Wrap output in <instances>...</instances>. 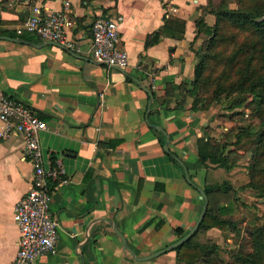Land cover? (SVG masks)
I'll return each instance as SVG.
<instances>
[{"label":"crops","instance_id":"0c3cea01","mask_svg":"<svg viewBox=\"0 0 264 264\" xmlns=\"http://www.w3.org/2000/svg\"><path fill=\"white\" fill-rule=\"evenodd\" d=\"M206 3L0 0V90L47 122L40 145L47 168L59 171L52 199L57 250L33 264H185L174 249L144 260L131 252L146 256L192 228L204 203L199 188L227 182L232 191L220 199L223 204L234 193L237 199L240 192L250 196L243 187L249 180L244 151H238L242 155L230 169L198 157V139L219 140L231 124L222 116L225 100L192 108L191 81L203 39L196 20L202 17L206 26L215 22L214 13L204 10ZM35 6L43 13L66 11L69 32L79 38L81 50L17 33ZM104 13L123 16L119 32L129 55L126 68L108 67L90 56L91 21ZM164 15L184 21L182 35L164 34L146 46L147 35L164 23ZM154 125L163 128L170 153L183 165L163 149L159 139L166 136ZM22 147L19 133L0 139V264H11L16 253L14 205L31 186L33 169ZM221 234L210 227L204 236L216 240Z\"/></svg>","mask_w":264,"mask_h":264},{"label":"trees","instance_id":"16d2710c","mask_svg":"<svg viewBox=\"0 0 264 264\" xmlns=\"http://www.w3.org/2000/svg\"><path fill=\"white\" fill-rule=\"evenodd\" d=\"M235 1L237 6L230 7L226 0H219L217 4L214 0H207L204 10L214 13V24L206 26L202 17L196 20L198 32H203L204 44L196 51L191 81L195 92L192 108H206L231 94L235 97L229 100V106L240 107L251 96L256 104L252 106L250 116L258 121L237 124L233 133L223 134L219 140L200 137L198 157L199 161L209 159L230 169L242 155L238 151H244L249 156L246 166L249 180L243 187L253 190L258 197H264V0ZM183 29V20L164 15V23L147 35L144 44H154L164 34L179 38ZM159 140L164 144L163 136ZM229 145L233 147L227 149ZM204 190L208 206L198 228L174 248L177 259L185 264L208 262L207 256L218 248L213 242L197 238L199 234L204 236L208 228L240 231L238 221L231 214L236 194L228 204L219 202L232 191L231 186L222 182L207 185ZM250 229L252 250H239L236 258L242 264H264V222L254 224Z\"/></svg>","mask_w":264,"mask_h":264},{"label":"built area","instance_id":"2783aa9c","mask_svg":"<svg viewBox=\"0 0 264 264\" xmlns=\"http://www.w3.org/2000/svg\"><path fill=\"white\" fill-rule=\"evenodd\" d=\"M122 19L121 14L94 16L88 50L96 61L123 69L129 65V55L120 45ZM71 23L64 10L43 13L35 6L16 32L27 31L39 39L54 41L65 49L80 51L79 38L69 32ZM99 95L102 98L101 92ZM47 128V122L32 107L0 90V139L13 133L21 134L23 157L33 169L29 190L14 205L13 219L19 230V239L11 264H33L37 257L57 250L59 223L52 210V199L59 171L49 170L43 157L40 132Z\"/></svg>","mask_w":264,"mask_h":264},{"label":"rangeland","instance_id":"374dc122","mask_svg":"<svg viewBox=\"0 0 264 264\" xmlns=\"http://www.w3.org/2000/svg\"><path fill=\"white\" fill-rule=\"evenodd\" d=\"M214 2L215 4H217L219 0H214ZM226 2L230 7L237 6L235 0H226ZM203 44L204 37L202 39L200 48L203 46ZM233 97H235V95L231 94L229 97H222V99L220 100L226 101L224 110L227 111H222V116L225 118V120H231L230 126L228 127V129L223 130L222 134L230 133L231 131L233 133V130L235 129V126L237 124H244L250 121H258V119H252V117L250 116L251 108L256 104V100L253 97L250 96L243 106L230 107L229 100H231ZM243 156L245 158L244 160H246L247 166L249 156L247 153H244ZM239 194L240 195L236 200L234 214L232 215L234 220L238 221L240 231H222V237H218L216 240L206 238L202 234H199L197 238L208 240L209 242H213L218 246V248L210 256H207L209 261L202 262L201 264H242L236 258L237 252L242 249L244 252L252 250L250 228L253 227L254 224L264 222V197H258L251 189H249L250 196H243V193L241 192Z\"/></svg>","mask_w":264,"mask_h":264},{"label":"water","instance_id":"95a60500","mask_svg":"<svg viewBox=\"0 0 264 264\" xmlns=\"http://www.w3.org/2000/svg\"><path fill=\"white\" fill-rule=\"evenodd\" d=\"M50 42H52V43H56V42H54V41H50ZM56 44H57V43H56ZM146 90H147L148 93H149L150 99L153 100L154 96H153L152 91L149 90V89H147V88H146ZM154 127H155L156 129L162 131V132L165 134V136H166V141H165V143L163 144V149H164L166 152L170 153V151H169V147H168L169 139H168V137H167L165 131H164L163 128H162L161 126H159V125H154ZM171 154H172V153H171ZM172 155H173V154H172ZM173 156H174L176 159H178L175 155H173ZM178 160H179V159H178ZM179 162L183 165V163H182L181 160H179ZM184 170H185L186 178H187L188 180H190V178H189V176H188V173H187V170H186V169H184ZM199 190H200L202 196L204 197V203H203L202 209H201V211H200V213H199V216H198V218H197L195 224L192 226V228H190L187 232H185V233H184L182 236H180L177 240L171 242L170 244L164 246L163 248H160L159 250H156V251H154L153 253L148 254V255H146V256H137V255H135L134 253H132L131 250H130V247H129L127 241H126V239H125L124 236H123V234L118 230V228L116 227V225H115L114 223H112V226H113L114 231L116 232V234L120 237V239H121V241H122V246H123V248H124L125 250H129L134 258H138V259H143V260H144V259L152 258V257H154V256H156V255H158V254H160V253L165 252V251H168V250L174 249L176 246H178V245L182 244L184 241H186V240H187V239H188V238H189V237H190V236L196 231V229L198 228V226H199V224H200V222H201V220H202V218H203V216H204V214H205V212H206V210H207V206H208V196H207V194H206V192H205L204 189L199 188Z\"/></svg>","mask_w":264,"mask_h":264}]
</instances>
